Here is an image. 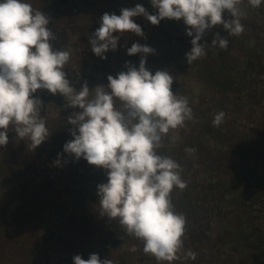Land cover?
Instances as JSON below:
<instances>
[{"label": "rangeland", "instance_id": "rangeland-1", "mask_svg": "<svg viewBox=\"0 0 264 264\" xmlns=\"http://www.w3.org/2000/svg\"><path fill=\"white\" fill-rule=\"evenodd\" d=\"M81 1L26 0L49 17L47 27L54 35L53 47L70 51L64 71L74 89L79 91L85 83L90 89L106 87L109 75L115 78L126 72V65L139 68L143 57L145 67L153 74L162 70L174 77L172 91L187 97L192 108L193 120L170 131L163 140L164 147L158 150L180 164L187 184L185 189L174 188L171 193L174 206L179 204L176 212H188L182 213L186 231L180 259L171 264H246L253 249L261 253L264 249V244L260 249L257 243L264 237V197L257 196L264 188V66L259 64L264 61V3L252 8L244 0V31L239 36H230L222 25L206 30L199 41L207 45L206 55L188 64L186 53L195 34L187 35L188 26L182 18H165L154 25L142 15L133 17L143 35L114 33L119 35L117 48L105 52V59L96 56L89 41L104 13L119 16L121 9L137 4L151 15L157 14V9L151 0ZM223 19L232 17L225 11ZM216 33L228 39L226 50L212 45ZM134 43L153 52L129 55L127 49ZM250 59L255 61L253 66L248 64ZM225 61H233L248 72L240 83L236 82L239 90L232 84L228 93H220L217 89L221 86H216L217 77L211 72ZM33 95L42 101L40 115L50 135L32 148L30 141L19 139L10 126L8 143L0 146V156L5 148L15 149L9 158L10 171H21L23 182L17 183L19 175L0 176V228L6 224L14 235L25 227L20 246L31 238L38 264H74V256L87 260L91 254L110 259L113 264H168L145 254L141 241L127 235L116 220L100 214L97 186L107 182V171L64 152L63 146L72 140L70 131L75 128L68 118L81 109L67 106L59 93L39 89ZM220 111L225 113L224 120L219 127L213 126V118ZM57 131H64L65 143L61 144L60 155L55 156L48 151ZM187 148L196 151L189 153ZM28 166L31 168L26 170ZM55 203L60 213L48 214ZM18 204H23V215L28 219L38 215L36 223L27 227L16 223L15 219L23 216L13 212ZM189 251L196 254L195 259L187 255Z\"/></svg>", "mask_w": 264, "mask_h": 264}, {"label": "clouds", "instance_id": "clouds-1", "mask_svg": "<svg viewBox=\"0 0 264 264\" xmlns=\"http://www.w3.org/2000/svg\"><path fill=\"white\" fill-rule=\"evenodd\" d=\"M243 3L244 0H151L157 9L155 15L140 4L121 9L119 16L104 13L100 27L90 37L91 50L105 59V52L117 48L119 35L114 33L143 35L132 19L138 15L154 25L165 18H182L188 26L187 35L195 34L192 48L186 53L191 64L206 55L207 45L199 43L206 30L222 25L230 36L244 31ZM247 3L259 8L264 0ZM225 11L232 19H223ZM49 22L45 13L26 0L0 2V146L7 145L10 126L19 139L30 141L32 148L45 141L50 133L40 115L42 101L33 94L39 89L61 94L67 106L81 109L68 118L75 128L70 131L73 139L63 146L64 152L107 171V182L97 186L100 214L116 220L127 235L141 241L143 252L157 262L171 264L179 260L186 217L176 212L171 193L174 188L185 189L187 184L180 164L158 150L164 147L163 140L170 131L193 120L188 98L172 91L174 77L168 71L153 74L145 67L143 57L139 68L126 65V72L115 78L109 75L106 87L90 89L85 83L77 91L64 71L71 53L53 47ZM228 44L227 38L215 34L213 46L226 50ZM127 52L146 55L153 49L134 43ZM224 117L223 111L218 112L213 126L219 127ZM185 151L194 153L196 149ZM187 255L196 257L191 251ZM73 260L74 264H113L110 259L101 260L98 254H91L87 260L76 255Z\"/></svg>", "mask_w": 264, "mask_h": 264}, {"label": "trees", "instance_id": "trees-1", "mask_svg": "<svg viewBox=\"0 0 264 264\" xmlns=\"http://www.w3.org/2000/svg\"><path fill=\"white\" fill-rule=\"evenodd\" d=\"M130 58L132 59L133 57L130 56ZM261 63L260 66H264V61L260 60ZM249 66H253L255 64V61L253 60H249ZM250 69V67H249ZM248 72V69H241L237 63L233 64V61L229 62V61H225L224 63H220V66L217 68L216 71L211 72L213 75H215L216 78V82L218 84H216V86H221V88H218L217 90L220 93H228L229 92V88L232 87V84H236L233 89H237L239 90L240 87V82L242 79L243 74H246ZM221 75H223L221 78ZM220 79V80H219ZM239 80V83L237 84L236 82ZM47 99H49V97H47ZM65 133L64 131H57V133L55 134V136L52 137V146L50 148V150L48 152H50L52 155H60V147L62 143H65ZM73 137V136H72ZM71 137V138H72ZM73 139V138H72ZM15 149L8 147L5 148L3 150V156H0V176L1 177H12L15 178L16 176H20L19 179H17V183H22V173L21 171L17 170L14 174L10 171V161L9 158H11V156L14 154ZM73 167V166H71ZM31 168V166L26 167V170H29ZM26 182V180H25ZM40 186V185H39ZM259 193L257 194V196H259L260 198L263 196L264 197V188L259 189ZM262 197V198H263ZM264 200V198H263ZM10 204L13 203V199L10 198ZM42 202V201H41ZM34 203L37 205L38 201H34ZM184 203V205L187 204V202L185 203L184 201L181 202ZM175 207H177V210H179V204H176ZM50 213L53 211L54 213H60L59 208L57 207L56 203L50 207ZM183 212H185L186 214H188L187 211L182 210ZM15 214H19V215H23V213L25 212L24 210V206L23 204H18L17 207L14 209L13 211ZM182 212V213H183ZM184 213V214H185ZM37 215V214H36ZM36 215L34 217H32V219H28L26 216H22L21 218L15 219L17 224H24L26 227L29 224H34V222L36 223ZM38 216V215H37ZM8 225L4 224L2 228H0V264H3L5 261H11L14 262L15 264H38V258L36 257V255H34V246L35 244L33 243V240L30 238V240L21 245L20 246V241L22 238V234L24 232V230L26 229L24 227V229L22 231L17 230L14 235L9 233V227H7ZM35 227H38V225L35 224ZM259 240L257 241L258 244H260V249L263 247L264 244V237H260L258 238ZM20 246V247H19ZM235 250L237 252H240L241 249H239L238 246L234 247ZM263 250V254H264V249ZM259 250H257L256 248L253 249L251 251L249 255V258L247 257V263L246 264H261L263 261V254L261 252H259ZM8 262H5L4 264H8Z\"/></svg>", "mask_w": 264, "mask_h": 264}, {"label": "crops", "instance_id": "crops-1", "mask_svg": "<svg viewBox=\"0 0 264 264\" xmlns=\"http://www.w3.org/2000/svg\"><path fill=\"white\" fill-rule=\"evenodd\" d=\"M84 0H82L80 3H82Z\"/></svg>", "mask_w": 264, "mask_h": 264}]
</instances>
